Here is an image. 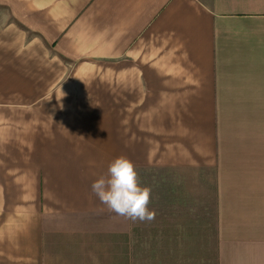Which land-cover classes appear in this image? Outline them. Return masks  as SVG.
Masks as SVG:
<instances>
[{
  "label": "crops",
  "instance_id": "0c3cea01",
  "mask_svg": "<svg viewBox=\"0 0 264 264\" xmlns=\"http://www.w3.org/2000/svg\"><path fill=\"white\" fill-rule=\"evenodd\" d=\"M121 155L210 168L217 264H264V0H0V264H123Z\"/></svg>",
  "mask_w": 264,
  "mask_h": 264
},
{
  "label": "rangeland",
  "instance_id": "374dc122",
  "mask_svg": "<svg viewBox=\"0 0 264 264\" xmlns=\"http://www.w3.org/2000/svg\"><path fill=\"white\" fill-rule=\"evenodd\" d=\"M141 186L152 189L151 222L135 223L125 236L123 264H217L212 230L210 168L136 169Z\"/></svg>",
  "mask_w": 264,
  "mask_h": 264
},
{
  "label": "clouds",
  "instance_id": "9594fccd",
  "mask_svg": "<svg viewBox=\"0 0 264 264\" xmlns=\"http://www.w3.org/2000/svg\"><path fill=\"white\" fill-rule=\"evenodd\" d=\"M91 190L107 211L133 223L151 222L155 210L149 209L152 189L141 186L134 163L126 156L115 158L102 175L91 184Z\"/></svg>",
  "mask_w": 264,
  "mask_h": 264
}]
</instances>
